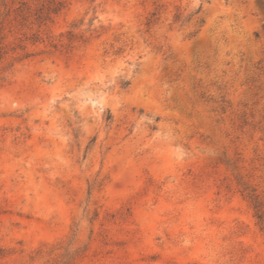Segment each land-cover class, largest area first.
<instances>
[{
  "label": "rangeland",
  "instance_id": "1",
  "mask_svg": "<svg viewBox=\"0 0 264 264\" xmlns=\"http://www.w3.org/2000/svg\"><path fill=\"white\" fill-rule=\"evenodd\" d=\"M0 21V264H264V0Z\"/></svg>",
  "mask_w": 264,
  "mask_h": 264
},
{
  "label": "trees",
  "instance_id": "2",
  "mask_svg": "<svg viewBox=\"0 0 264 264\" xmlns=\"http://www.w3.org/2000/svg\"><path fill=\"white\" fill-rule=\"evenodd\" d=\"M2 25V21H0V31L2 29L1 27ZM5 47L3 45H1V42H0V58H2L5 54ZM127 83V82H126ZM245 186V190L247 191L253 205H254V208L256 210V215L262 225V228L264 230V205H263V202L259 196V194H257L255 192V189H252L250 188V186H247L246 184H244ZM76 258V253H73V252H69L67 253L66 255V259L62 260L61 262L57 263V264H72L73 261L75 260Z\"/></svg>",
  "mask_w": 264,
  "mask_h": 264
}]
</instances>
